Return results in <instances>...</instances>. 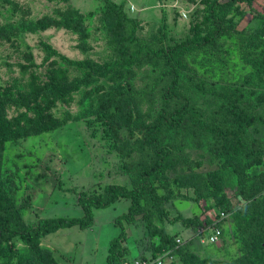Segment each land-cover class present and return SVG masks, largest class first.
Wrapping results in <instances>:
<instances>
[{
  "label": "rangeland",
  "instance_id": "374dc122",
  "mask_svg": "<svg viewBox=\"0 0 264 264\" xmlns=\"http://www.w3.org/2000/svg\"><path fill=\"white\" fill-rule=\"evenodd\" d=\"M124 3L126 12L140 20V36L171 45L187 38L198 39L213 27L210 6L217 13L225 33L212 45L187 52L192 68L180 92L189 98L194 120L202 127L192 129L183 143V160L166 170L157 181L161 203L151 215L153 224L180 240L181 246L162 245L161 236L146 221L149 203L136 221H124L126 236L121 253L128 259L144 256L160 258L162 264H248L264 260V161L248 166L243 155L232 161L221 155L217 140L207 132L226 119V109L217 95L193 84L197 75L207 88L220 93L231 85L248 88L257 100L264 92V0L252 3L231 0H114ZM104 0H0V90L10 91V116L26 110L23 92L32 83H50L52 70L60 68L68 81L72 101H58L51 115L58 127L39 135L7 142L0 168V218L6 215L5 201L14 196L21 204L19 220L37 224L42 218L81 216L79 192H103L108 184L129 188L134 176L157 159L155 148L144 139L160 110L167 107L162 90L155 99H138L132 114L101 97L112 89L149 86L162 63L144 57L123 73L90 74L70 60L103 63L113 54L106 39L107 21L101 8ZM50 45L47 48L46 45ZM54 49L57 53H52ZM18 84L17 87H13ZM51 92V91H49ZM263 104L258 109H264ZM102 111V112H101ZM106 115L123 118L112 127ZM125 116L127 118L125 119ZM125 120V121H124ZM250 134L259 131L250 128ZM176 134L166 133L163 146L175 149ZM255 177L253 200L240 194V173ZM214 191L204 197L205 182ZM232 210L220 213V199ZM131 200L121 198L106 208L94 209L91 227L63 228L39 240L43 264H105L111 241L119 235L115 220L127 212ZM198 217L200 223L189 225ZM246 230V231H245ZM218 240H210L211 234ZM30 245L19 238L9 240L0 252V264L28 262ZM225 262V263H224Z\"/></svg>",
  "mask_w": 264,
  "mask_h": 264
},
{
  "label": "trees",
  "instance_id": "16d2710c",
  "mask_svg": "<svg viewBox=\"0 0 264 264\" xmlns=\"http://www.w3.org/2000/svg\"><path fill=\"white\" fill-rule=\"evenodd\" d=\"M104 1L101 13L108 24L106 39L113 48L112 56L103 63L93 60L75 61L63 55L62 57L70 64L79 65L86 75L106 72L123 73L130 70L140 59L148 56L156 58L162 63L163 69L160 74L155 76L149 90L133 87L112 89L100 99V103L103 105L111 103L116 107L125 108V114L131 116L133 102L138 99L152 102L155 99V91L162 90V100L167 107L159 111L152 129L144 136L145 141L154 146L157 159L152 165L144 166L138 170L131 188L119 184H108L103 192L93 194L85 191L79 192L78 205L83 210L81 216L42 218L37 224L28 225L18 218L22 205L17 204L14 196L7 198L5 201L7 214L0 218V252L3 251L9 240L14 238H19L29 244L31 249L29 261L25 262V260L19 259L18 264H43L39 247V240L43 236L73 226L82 229L89 228L94 221L95 208L109 207L121 198L130 199L131 204L128 211L117 216L115 220V225L120 226L121 231L111 241L110 253L105 264H123L124 260L128 259L127 255L121 253V241L126 236L124 221L135 222L137 215L144 209V202L149 203L146 221L161 236L162 245L173 248L181 246L180 240H176L174 235L155 227L152 222L151 215L156 212L161 203V195L159 196L157 193V181H163L166 170L183 160V143L188 132L192 129L202 130L191 114L189 98L180 92L182 81L186 76L189 77L192 69L187 62L186 54L204 45L214 44L225 33V28L213 7L210 6V15L214 19L211 30L198 39L187 38L166 46L139 35L138 29L141 22L126 12L124 3L118 4L114 0ZM231 1L249 4L253 2V0ZM46 47L51 49L48 44ZM51 52L57 53L54 49ZM52 71L49 84L36 86V83H32L29 91L22 93L27 109L16 116H10L8 109L9 100L13 99L11 92L0 90V168L2 167V151L7 142H16L25 136L39 135L55 129L58 127V123L51 115L53 106L58 101L65 103L72 101V94L65 75L60 71V68ZM190 77L193 84L203 87L206 92L217 95L222 101L221 107L226 109L225 121L207 128V132L217 140V144H219L217 148L221 149V155L230 161L233 156L243 155L247 159L248 166L260 165L264 161V109H258V106L263 104L264 92L257 97V100L252 98V92L248 88L242 86L231 85L224 89V93H220L218 88H207L204 80L196 74ZM17 86L18 84H15L13 87ZM105 118L107 119L106 123L115 128L120 126L123 121V118L119 116L111 118L106 115ZM126 118L127 116H125ZM250 128H255L261 133L259 136H253L249 132ZM166 133L176 134L175 149L178 152L175 155H171L170 148L163 146L162 139ZM234 170L240 173L239 194L246 201H250L253 198L251 189L255 177H247L243 169L234 168ZM207 182L209 181L205 182L204 197L214 194ZM224 202V199L221 198V210L218 215L224 212L228 214L232 210L230 205L224 206ZM197 223H200V219L195 217L190 220L189 225ZM140 258L153 259L152 256L144 255ZM215 264L223 263L216 262ZM238 264L248 263L242 259ZM251 264H264V260L254 261Z\"/></svg>",
  "mask_w": 264,
  "mask_h": 264
},
{
  "label": "built area",
  "instance_id": "2783aa9c",
  "mask_svg": "<svg viewBox=\"0 0 264 264\" xmlns=\"http://www.w3.org/2000/svg\"><path fill=\"white\" fill-rule=\"evenodd\" d=\"M218 237H219L218 234L213 233L210 236V240L215 242L216 240H218ZM123 264H162V260L160 258L143 259V258L137 257V258L126 259L124 260Z\"/></svg>",
  "mask_w": 264,
  "mask_h": 264
}]
</instances>
